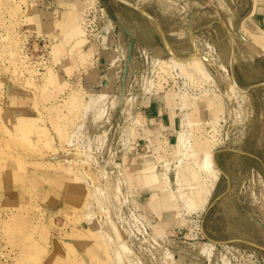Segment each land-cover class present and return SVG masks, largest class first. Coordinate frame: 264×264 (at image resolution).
<instances>
[{"label":"crops","instance_id":"0c3cea01","mask_svg":"<svg viewBox=\"0 0 264 264\" xmlns=\"http://www.w3.org/2000/svg\"><path fill=\"white\" fill-rule=\"evenodd\" d=\"M89 1L25 0L22 29L52 33L60 41L61 29L77 22ZM124 1L121 7L138 21L121 22L112 15L100 43L83 45L92 51L93 65L83 66L70 53L71 43H59L53 93L65 98L108 89L109 65L119 59L108 39L111 31L118 32L129 53L136 44L148 50L153 46L159 53L188 51V14L212 7L217 18L212 21V58L238 88L249 92L250 124L226 133L212 147L218 171L212 192L204 208L182 215L180 206L192 203L197 169L193 156L185 159L178 136L182 133L196 148L208 143L205 130L220 101L183 95L169 85L139 91L135 97L124 88L113 102L100 101L101 95L85 99L87 112L76 117L54 159L34 157L22 166L11 158L0 160V264H176L173 257L161 256L154 236L177 231L183 220H203L231 174L245 169L264 178V0H201L202 5L186 8L180 17L176 4L135 7ZM0 78L2 123L12 126L18 117H34L33 94L11 77ZM199 123L201 132H192ZM144 240L148 243L142 244Z\"/></svg>","mask_w":264,"mask_h":264},{"label":"rangeland","instance_id":"374dc122","mask_svg":"<svg viewBox=\"0 0 264 264\" xmlns=\"http://www.w3.org/2000/svg\"><path fill=\"white\" fill-rule=\"evenodd\" d=\"M24 1L0 0V77H11L33 94L34 117H18L12 126H5L0 115V160L11 158L22 166L26 159L34 157L54 159V156L59 154L58 151H61V144L70 137V129L76 117H84L87 112L85 99L92 101L93 98L101 95L103 98L101 97L100 101L113 102L120 95V90L124 88L128 89V95L132 97H135L139 91L151 90L156 86L162 88L163 85L176 86L182 94L193 95L197 99L215 97L220 101V108L215 109L212 119L216 128L212 126L211 133L205 130V135L214 143L212 147L221 142L216 139L220 133L217 130L219 120L225 121L223 130L226 133L234 132L235 129L245 130L249 126L251 117L249 104L252 100L249 92L238 88L212 58L210 43L215 34L212 30V21L217 19L212 7L209 12L203 14L200 13L201 11H196L193 15L191 12L188 14L189 17L191 15L192 20V45L188 51L181 54L171 51L159 53L154 51L153 46H150L148 50L141 48L142 46L138 44L134 45L129 53L126 52L121 36L112 45L111 31L108 39L115 48L116 54L119 55V59L109 65L110 71L107 75L108 89L112 91H106L108 89L105 88L100 91L99 95L88 94V96L80 92L78 94L82 96V102L71 107L68 102L70 96L64 98L60 93L52 92L56 88V83L53 77L48 75L50 72L52 74L55 72L54 66L58 64L60 42L67 43L66 45L71 43V46H68L70 53H75L83 66L93 65L92 51L83 47L86 44V37L80 23L83 9L75 24L61 29V40L58 39L52 43L51 62L54 65L50 66V72L45 76L36 75L33 70L24 66L19 58L20 41L25 32L22 29L23 7L21 6ZM98 1L105 10L107 8L112 10L111 13L107 12L109 19L113 15L117 16L121 22L123 20L138 21L136 14L121 7L125 6L126 3L123 2L126 1ZM129 1L135 7L142 4L166 7L176 4L180 7L178 10H181L178 17L184 15L182 12H185L186 8L199 7L203 4L201 0ZM107 26L110 27V21ZM78 28L83 33L81 48L72 44L79 35ZM49 34L53 36L52 33ZM127 54V61L123 67L120 63H123ZM196 54L199 57L198 69L192 70L177 63L179 62L177 60H185ZM1 97L0 78V103ZM201 128L202 125L199 123L194 125L191 131L201 132ZM188 153L192 151L189 149ZM190 156L189 159H191ZM192 159L195 161L193 157ZM180 207L182 208L179 209L181 214L188 212L191 208L197 212V209L191 207L190 204L185 203ZM194 219L193 221L183 220V225L175 232L162 230L159 236L153 237L161 245L159 246L163 250L161 256L165 259L173 257L176 264H264V178L257 173L242 169L231 174L226 179L221 193L213 198V204L207 210L204 219L200 220V217H194ZM201 225L203 230H201ZM141 243H148V241L144 240ZM165 251L168 253H164Z\"/></svg>","mask_w":264,"mask_h":264},{"label":"built area","instance_id":"2783aa9c","mask_svg":"<svg viewBox=\"0 0 264 264\" xmlns=\"http://www.w3.org/2000/svg\"><path fill=\"white\" fill-rule=\"evenodd\" d=\"M108 22V14L104 6L98 0H90L88 5L82 10L80 16V23L86 37V43L98 45L101 40L102 31L108 25ZM118 37L117 31L111 32L112 45H114ZM55 41V38L50 36L49 33L37 31L23 32L19 46L20 61L38 75L45 70L46 66L52 67L54 65L51 62V45ZM144 59L146 61V55ZM212 126H215V124H209L208 133L213 131ZM224 126L225 121L219 120L217 130L220 133L216 139L221 142L226 134L225 130H223Z\"/></svg>","mask_w":264,"mask_h":264},{"label":"bare ground","instance_id":"6f19581e","mask_svg":"<svg viewBox=\"0 0 264 264\" xmlns=\"http://www.w3.org/2000/svg\"><path fill=\"white\" fill-rule=\"evenodd\" d=\"M255 2V1H254ZM28 4V3H27ZM75 24V23H74ZM79 26V24H77ZM75 26V25H74ZM244 28V27H243ZM248 29V28H247ZM78 30V37H76L74 40H73V45H75L77 48L80 46V43H83V38H82V30L80 28L77 29ZM2 32V31H1ZM243 38V37H242ZM86 43V42H85ZM83 45V44H82ZM81 45V46H82ZM80 46V48H81ZM83 48V47H82ZM84 49V48H83ZM18 52V51H17ZM91 53V52H90ZM176 59V58H175ZM198 60H199V57L198 55H192L190 57H187L185 60H177L179 62L177 63H180L181 65H185L187 66L188 68L190 69H198L197 66H198ZM22 65V64H21ZM25 66V65H24ZM23 68V67H22ZM27 68V67H26ZM51 67H48L46 66L45 67V70L43 72H40L39 75H44L49 71ZM28 69V68H27ZM179 70V69H178ZM29 71V70H28ZM35 73V72H34ZM32 73V74H34ZM185 74V73H183ZM31 75V74H30ZM54 75V74H53ZM187 75V73H186ZM50 77H52V72H50V74L48 75ZM190 77V75H189ZM59 83V82H57ZM234 83V82H233ZM235 84V83H234ZM75 86V85H74ZM76 87V86H75ZM74 88V87H73ZM78 90V89H77ZM184 95V94H183ZM185 98V97H184ZM68 102L70 104L71 107L75 106V105H78L77 103H80L82 102V96L78 93H71L69 99H68ZM185 119V118H184ZM215 121V120H214ZM213 122V121H212ZM183 125V124H182ZM6 128V127H5ZM187 129V128H186ZM6 131L8 132V130L6 129ZM216 131V130H215ZM10 134V133H8ZM193 135V134H192ZM184 135L182 133L179 134L178 136V139H179V143L180 144V147L182 149H184L185 151V155L187 154V158H189V156H193V158L195 159L196 161V169H197V172L194 173V181L192 182V195H193V198H192V203L190 204L189 202L187 204H190L192 207H195V208H198V207H204L205 203L207 202V199L209 197V195L211 194L212 192V189L214 187V184L216 182V179L218 178V171L217 169L215 168L214 166V160H213V154H212V145L214 144L211 139H208V143H205V144H202L201 147L199 148H196L194 147V145H192L193 143H189V142H186L184 140ZM202 137V135H201ZM204 137V135H203ZM190 140V139H189ZM192 140V139H191ZM213 140V139H212ZM215 140V139H214ZM188 141V140H187ZM177 144V145H178ZM176 145V146H177ZM191 150L192 153H188V150ZM181 151V149H180ZM200 153V157L197 158L198 154ZM181 158V156H180ZM197 159L198 162H197ZM180 161V160H179ZM178 165V164H177ZM190 165V164H189ZM182 166V165H181ZM190 168L188 167V170ZM195 169V168H194ZM180 171V170H179ZM177 172V171H176ZM179 178L181 179L180 177V172H179ZM168 186V185H167ZM171 187V186H169ZM168 187V188H169ZM174 188V187H173ZM187 192V191H186ZM173 195V194H172ZM199 205H198V204ZM198 209H201V208H198ZM22 218V216H20ZM20 218V219H21ZM27 218V217H26ZM17 219L18 221H21V220H24V219ZM17 222V221H16ZM15 222V224H16ZM24 222V221H22ZM18 224V222H17ZM23 225V224H22ZM14 239V238H13ZM16 239V238H15ZM17 240V239H16Z\"/></svg>","mask_w":264,"mask_h":264}]
</instances>
